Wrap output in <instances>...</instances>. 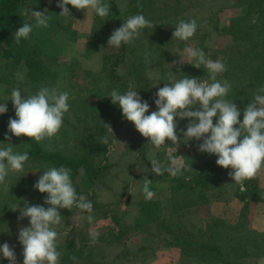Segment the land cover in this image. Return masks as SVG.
Here are the masks:
<instances>
[{
	"label": "trees",
	"instance_id": "trees-1",
	"mask_svg": "<svg viewBox=\"0 0 264 264\" xmlns=\"http://www.w3.org/2000/svg\"><path fill=\"white\" fill-rule=\"evenodd\" d=\"M59 2L60 0H0L1 94L12 92L13 86L20 79L25 81L28 89L34 92L41 86L53 87L59 92L67 91L70 106L56 136L41 143L28 137L12 136L8 132V122L15 118V111H7L3 114L0 131L6 129L11 137L10 144L14 152L27 151L29 160L25 162L22 172H9L6 177L7 189L0 185V246L14 237L16 221L25 202L29 206L49 207L44 204L47 194H41L34 188L39 177L48 168L63 166L71 169V180L78 196L83 192L82 188L85 189L86 194L96 187L107 170V166L102 165L103 158L101 159L100 156L106 154L114 139L113 133L112 136L105 125L116 130L127 121L123 118L119 106L112 103L109 97L111 91L118 90L120 94H124L128 90H135L141 96L139 90L143 89L144 97L147 92L148 98L156 99L155 92L164 84H171L174 79L178 81L184 78V75L194 78L197 71L191 64L179 68L175 66L166 71L164 68L161 70V64L170 58L168 54L163 53V50L174 48V44L180 41L172 36L177 24L181 20L185 22L195 20L197 26L201 24L202 18L196 19V15L190 12L192 8L197 7V2L201 5V0H128V7L124 12L118 11L114 0H103V3L110 5L109 15L100 18L93 13L89 37L90 40L98 43L102 50V65L97 73L82 70L78 76L76 72L74 74V70L77 69L75 63L62 55L64 44L60 32L65 29L62 27L65 22L70 21L68 18L70 15L59 16L61 12L57 7ZM234 2L243 6L245 13L241 16H233L224 28L232 41L243 44V50L233 51L232 54L226 50L221 51L223 53L221 61L226 71L218 74L217 80H226L231 84L230 92L225 99L233 100L236 104L241 111L239 119L242 122L243 110L253 101L257 90L264 87V0H234ZM25 9L40 12L47 10L50 16L49 26L35 27V18L30 14L25 16L23 14ZM75 14L76 12L71 19L73 25H77L79 20V14ZM136 14H143L151 21L152 27L141 30L138 38L129 44H122L115 52V47L108 46L112 23L116 18L117 22L123 23ZM25 21L33 25V30L29 38L22 39L17 44L15 32ZM197 34L196 31L193 36L195 39ZM204 39L203 35L197 38V48L202 51L206 48L203 45ZM125 61H127L126 71L120 74V67ZM17 71L20 74L18 79L15 77ZM198 76L200 80L204 77L211 83L209 75L204 70L199 69ZM57 79L59 82H54ZM154 80L157 81L156 84L150 87V82ZM33 94L32 92L31 95ZM215 122L216 118H213V123ZM102 137H107L106 144L101 142ZM6 146L7 144L4 143L1 147ZM48 146L51 150H48ZM132 147L138 151V155L145 157L143 151L146 148L145 143L134 140ZM216 160L208 161L207 165L202 164L199 167L192 165L197 171L199 170L195 175L188 172L192 171L191 168L189 170L184 168L181 175L172 177L171 187L166 189V192L167 195L170 194L169 201L173 197V202L159 203L156 206H152L149 202L148 205L143 204L144 211L139 221H155L153 226L156 232L164 236L161 239L163 244L166 248L179 249L181 261L189 257V260L191 259L189 264H252L255 259L264 256V233L246 230L239 221L240 214L239 218L236 217L237 214L231 205L233 200L228 205L222 201L212 204L203 194L206 188H212L219 182L218 175L230 169L218 166ZM251 189L247 186L246 193L242 194V197L246 198L252 192ZM176 192L183 194L188 201L178 202L177 196L174 199ZM195 205H198V211L205 207L200 214L202 218L207 219L211 213L219 211L217 218L210 216L213 219L206 222L210 228H216L222 239L220 242L205 235L192 234L177 222L179 219L176 218L179 217L177 213L191 209ZM165 208L172 209L171 218L166 216L163 218L160 211ZM58 211L61 219H65L67 215L74 213L75 207L71 210L58 209ZM65 212L67 213L64 214ZM224 218L230 221H224ZM114 225L116 228L99 235L95 244L91 242L90 234L88 238L84 233L68 234L60 238L61 241L56 242L57 251L61 253L57 264H105L104 248L126 241L124 237L129 232V226H124L120 221H114ZM128 236H126L127 241H132L133 237L130 239L131 237ZM78 237L80 241L77 242ZM136 247L137 244H132L128 249L131 252ZM73 256L76 257L75 260L71 259ZM3 260L6 259L0 256V264ZM19 260L23 261V258Z\"/></svg>",
	"mask_w": 264,
	"mask_h": 264
},
{
	"label": "clouds",
	"instance_id": "clouds-1",
	"mask_svg": "<svg viewBox=\"0 0 264 264\" xmlns=\"http://www.w3.org/2000/svg\"><path fill=\"white\" fill-rule=\"evenodd\" d=\"M68 5L77 10L91 9L100 18L109 15L110 5L103 0H60L57 7L61 9L59 16L70 15ZM142 7V5H138ZM25 16L35 18V27H48L50 16L44 12L25 9ZM151 21L143 14H136L127 18L122 25L113 31L108 39V46L119 48L122 44H129L141 35V30L151 28ZM33 25L24 22L15 32V42L29 38ZM197 24L195 20L185 22L181 20L172 34L173 38L187 41L195 35ZM187 59L195 61L193 67L199 69L201 65L208 70L211 83L201 82L197 78H184L171 84H164L156 93L155 105L157 110L149 112V104L142 101L138 91L128 90L120 94L113 90L109 94L114 105L122 110L123 118L131 122L136 131L150 141L153 150H158L170 141L172 145L195 139L202 140L199 151L217 157L216 164L224 169H231V179L243 190L244 182L251 181L264 169V87H260L243 110V120L240 121L241 111L233 100H227L231 84L228 81H218L217 75L226 71L225 65L219 60L206 58L201 49L185 47L183 50ZM147 61L148 54H145ZM182 63V57L179 62ZM11 102L15 109V118L8 122V132L15 137H28L37 143L56 136L63 124L64 115L69 111V93L58 92L56 89L41 87L33 95L22 96L21 91L13 89ZM198 105V110L193 107ZM7 112L6 103H0V114ZM176 118L190 119L186 131L181 130L183 141L177 135ZM213 118H216L215 124ZM112 135L110 126L105 125ZM113 136V135H112ZM5 140L11 137L5 135ZM107 143V137L101 138ZM11 144L0 147V185L7 189L6 177L9 172L18 173L24 169L29 160L27 151L14 152ZM48 150H51L48 146ZM171 151V149H170ZM176 152V150H175ZM184 157L169 156V164L165 167L159 160L150 161L151 172L156 176L168 173L172 177L182 174L185 167ZM152 184L146 177L143 179L142 192L146 200H151L155 193L150 189ZM34 188L41 194H47L44 204L25 206L18 219L29 218L30 226L19 230V243L23 246V264H57L61 253L57 251L56 240L58 233L53 226L61 224L58 209L71 210L73 207L82 212L91 213L93 205L84 196H78L71 180V169L66 167H50L45 170L35 183ZM83 218V217H82ZM93 222V216L86 217ZM91 242L96 243L99 231L90 230ZM0 256L10 264H16L13 248L8 243L0 246ZM75 260L76 257H71Z\"/></svg>",
	"mask_w": 264,
	"mask_h": 264
},
{
	"label": "rangeland",
	"instance_id": "rangeland-1",
	"mask_svg": "<svg viewBox=\"0 0 264 264\" xmlns=\"http://www.w3.org/2000/svg\"><path fill=\"white\" fill-rule=\"evenodd\" d=\"M41 1V0H40ZM115 7L118 8V11L124 12L125 9L128 7V0H114ZM232 2V3H231ZM197 7L191 9V13L196 15V19H201V24L197 26V36L196 39L194 37L190 38V41H179L176 42L174 48L165 49L163 50L164 54L169 55V60H165L163 64H161V70L164 68L166 71L171 70L175 66L179 68L180 66H189L194 65L195 61L188 60L186 54L184 53L185 47H192L194 49L197 48V38L199 35H203L205 37L203 45L205 50L206 58L216 61L223 58V53L221 51L226 50L228 53L232 54L233 51L241 52L243 50L242 43H236L230 39V36L225 33V28L229 24L231 18L233 16H241L245 13L244 7L240 5H236L234 0H201L197 2ZM36 5V1H35ZM70 10V16L68 17L70 21L65 22L64 30H61L60 35L62 36V44L63 50L62 55L70 58L75 63L77 69L74 70V74L76 72V76L80 75L82 70H88L93 73H97L102 65V50L98 43L89 39L91 36V27H92V20L89 18L90 9L86 10H77L73 8L71 5L67 6ZM77 10V11H76ZM76 12L79 14V20L77 25H73L71 23L72 15ZM93 18V17H92ZM200 20V19H199ZM91 23L90 28L87 26ZM122 23L117 22V18L114 23L111 25V31L113 33L114 30L118 29ZM225 27V28H224ZM89 31L88 34L84 33L85 29ZM224 28V29H223ZM64 33V34H62ZM107 49V47L104 46ZM208 49V51H206ZM119 49L115 48V52ZM230 51V52H229ZM231 56V55H229ZM182 57V63H176L173 65V62H179ZM95 64V65H93ZM63 66V64H62ZM96 66V67H95ZM127 67V61H125L120 67V74H124ZM194 70H197L194 74V78L199 79V69L204 70L207 75H209L208 70L201 65V68L197 69L192 66ZM19 71L15 72L16 78L18 79L20 74ZM60 74V72H59ZM178 74V72L176 73ZM175 76V73L174 75ZM169 77V75H168ZM59 79V78H58ZM55 80L54 82H59V80ZM177 81V79L173 80ZM201 82L206 81L205 78L200 80ZM156 80L150 82V87L156 84ZM62 83V82H61ZM62 85V84H61ZM28 84L25 81L19 79L17 83L13 86V89H19L21 91L22 96H28L33 92L34 94L37 93L38 89L34 91L28 89ZM42 87V86H41ZM148 87V85H147ZM50 89H53L51 87ZM55 89V88H54ZM58 92L59 90L56 89ZM158 90V88H155ZM154 90V92H155ZM141 99L142 101H147L149 104V112L146 115L151 114V112L156 111L155 99L148 98L147 92L146 97H144L143 89H140ZM151 91V90H150ZM157 93V92H155ZM153 95V92H151ZM11 92L5 93L2 95L0 91V103H6L7 111H15L13 110V103L10 100ZM198 105L193 107V111L198 110ZM3 114H0V127L2 125ZM177 124V135L181 141H183V136L181 135V130L186 131V126L191 122L190 119L186 118L184 120H180L176 118ZM129 121L124 122L118 129L112 130L114 135V139L109 146L105 155H101L100 158H103L102 165L107 166L106 172H104L103 177L101 180L95 185L94 189L87 191L85 194V189H81L80 196H84L90 201L93 205V209L91 213L82 212L78 208L75 207V211L73 214H69L65 217V219H61V224L58 226H53L58 233V238L56 242H60V238L68 235V234H81L84 233L85 237L88 238L90 234V230L95 229L99 231V235L103 232H106L111 228L114 224V221H120L124 226H129L126 236L131 237L132 241L121 242V244H115L110 247H105L104 250V263L105 264H146L148 261H153L155 264H177V258H180V250L176 248L169 247V253L163 259L158 261L156 258L155 251L152 252L153 248H160L165 247L163 244L162 234H158L156 232L155 226L153 224L149 225H142V224H133L132 221H139L140 213L144 211V207L142 206L143 203L147 204V200L144 198L142 187H143V179L146 177L149 181L152 182L150 187H155L154 185L160 179H155L157 176L151 172V163L148 165L145 157H141V155H137L136 158H124V154H126L127 149V139L128 136L125 134L126 131L130 130V126L127 124ZM6 126V125H5ZM133 126V125H132ZM131 126V127H132ZM4 127V126H3ZM134 140L139 142V138L142 137L134 128ZM2 135H0V147L5 143L9 144L10 140H5V135H8L6 129L4 131H0ZM9 136V135H8ZM133 140V141H134ZM203 141H197L195 139L189 140L187 142H181L178 145H172L170 141H166L165 145L161 146L156 151L152 153H156L154 156H151V152H147V146L144 149V153L150 156L151 159L159 160L165 167L169 164V156L170 155H177L184 157V165L186 170L190 168L192 171H188L189 173H194V175L199 172L195 167H199L202 164H208V161H212L213 159H217L215 155H211L208 153H202L199 151V144ZM143 143V142H142ZM149 148V147H148ZM171 149V151H170ZM176 150V152H175ZM125 152V153H124ZM137 154L138 151H136ZM135 152V153H136ZM151 161V160H150ZM208 162V163H206ZM191 165H190V164ZM193 165V166H192ZM131 167V171L129 173L126 171ZM183 168V169H184ZM232 170L229 169L225 171L223 174L218 175L219 182L213 186L212 188H206L203 192L205 194V199L209 200V203L215 204V202L222 201L227 203L229 199L233 198H240L239 200L242 204H245V208L248 205V200L259 199L264 201V188L261 190L259 186L262 187L264 185V171L263 169L258 173V175L252 179L251 181H245L243 190L241 185L236 184L231 177L227 174L230 173ZM220 173V172H219ZM162 180H169L172 178L168 173H164V175L159 176ZM166 183L159 184L162 185L164 188H167ZM161 186V187H162ZM249 186L252 192H250L246 198L242 197V194L246 193L245 188ZM264 187V186H263ZM179 199L178 202H185L188 201L187 197H184L183 194L177 193L174 194V199ZM170 202H173V197ZM198 205L195 207L187 210H183L180 213H177L179 218L177 222L183 225L184 228H187L188 231H191L192 234H197L200 236H206L209 238H213L214 241H221L220 234L217 233L216 228L207 229L206 225L203 221H207L209 219H213L210 217L206 219V217H201V213H203V209L198 211ZM202 210V211H201ZM22 211V210H21ZM65 212L64 214H66ZM160 213L163 214V218L165 216L167 218H171L173 215L172 209H161ZM207 213V211H206ZM244 214V216H243ZM21 212L19 214V217ZM88 215L93 216V222L90 224L86 217ZM83 217V218H82ZM218 217V216H217ZM216 217V218H217ZM199 221L203 222V227L200 226ZM224 221H230L224 218ZM239 221H246V210L243 211L242 215L239 218ZM210 224V223H209ZM111 225V226H110ZM208 225V223H207ZM30 222L29 218L17 219L16 221V232L14 237L10 238L7 242L11 248H13L16 256V264H23V261L19 259L23 258V246L19 243V230L22 227H29ZM114 226V225H113ZM114 228V227H113ZM116 228V227H115ZM116 230V229H115ZM194 230L195 233H194ZM220 231V230H219ZM156 237V238H154ZM225 239V238H224ZM80 241L79 237L77 238V242ZM139 245L138 249L140 250L139 253H131L128 249L130 245ZM171 248V249H170ZM152 252V254H151ZM150 255V256H149ZM152 255V257H151ZM153 258V259H151ZM260 258V257H259ZM187 259V260H186ZM258 259V258H257ZM253 261L252 264H256V260ZM163 260V261H162ZM191 260V259H190ZM189 257L183 258V261L179 259V264H189ZM150 264V262H148ZM2 264H10V262L6 259L3 260Z\"/></svg>",
	"mask_w": 264,
	"mask_h": 264
},
{
	"label": "crops",
	"instance_id": "crops-1",
	"mask_svg": "<svg viewBox=\"0 0 264 264\" xmlns=\"http://www.w3.org/2000/svg\"><path fill=\"white\" fill-rule=\"evenodd\" d=\"M93 13H94V11L90 9V14H89V18L90 19H92ZM90 24L91 23H89L87 25V26H89V28L91 26ZM87 30H88V28L85 29V32L84 33L88 34L89 31H87ZM93 65H95V64H93ZM127 124L130 126V130L125 132V134H127V136H128V139L126 140L128 144H127L126 154H124V158L125 159L126 158H134L135 159L136 156L138 155L137 152H136V149L132 147L133 140H134V137H135V134L133 132L135 126L132 123H130V122L127 123ZM138 140H139V142L145 143V145L147 146L146 153L148 151L149 152L152 151L149 140H147L144 137H140ZM153 151H156V153H157L158 150H153ZM156 153H152L151 152V154H152L151 156H154ZM145 158L146 159H149V160L146 161V164L148 165L150 163V160H152V159L150 158V156L148 154L147 155L145 154ZM128 168L129 169L126 170V171L129 173V171H131V167H128ZM263 171H264V169H263ZM155 179H160V178H159V176H157ZM160 180L161 181H158V184L156 183L154 185L155 187H150V189L155 193V196L151 200H147V202L151 203L152 206H156L159 203H163V204L164 203H167L168 204L170 202L169 201V199H170L169 198V195L170 194L167 195L166 188H164L162 185H159V184L166 183L165 185H167V188L169 189L171 187V185H170V179L168 181L167 180L165 181V180H162V179H160ZM263 186L262 187H259V189L262 190L264 188ZM169 193H170V191H169ZM231 200H233V202L231 203V205L233 206L234 212L237 214V216H236L237 218H239V214L241 216L242 213H243V211L246 210V221H241L243 223L244 227L246 228V230H249L251 232H256V233H264V201L259 200V199H257V200L256 199H253L251 201L248 200V205L245 208V204L243 206L242 202L239 201V199H237V198H231V199H229L226 204L228 205ZM236 211L237 212L239 211V212L237 213ZM217 214H219V211H215V213H211L210 216L213 217V218H216L217 217ZM139 215L141 217V213ZM243 216H244V214H243ZM154 222L155 221H135V220L132 221L133 224H143V225L153 224ZM203 222L207 225V222L206 221H203ZM203 222L202 221H199V224L201 223L200 224L201 227H203V225H204ZM113 225L112 226L110 225L111 228H113V227L115 228V225L114 226ZM206 225H204V227ZM208 227L209 228H207V229H210V226L209 225H208ZM195 231L196 230H194V233H195ZM138 247H139V245H137L136 249L135 250H132L131 252L132 253H135V254L139 253L141 249L139 250ZM151 250H152V252L155 251L156 258H158V261H160V259H163L162 258L163 255L165 257L169 253V248H166V247H160V248H153L152 247ZM152 252H151V254H152ZM151 257H152V255H151ZM151 259H153V258H151ZM177 260H178V263L177 264H179V257L177 258ZM148 262H150V264H155L153 261H148ZM148 262H146V264H149ZM219 264H223V263H219ZM256 264H264V256L258 258L256 260Z\"/></svg>",
	"mask_w": 264,
	"mask_h": 264
}]
</instances>
